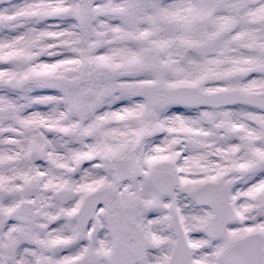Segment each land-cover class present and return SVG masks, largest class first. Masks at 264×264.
Instances as JSON below:
<instances>
[{
	"label": "snow or ice",
	"instance_id": "1",
	"mask_svg": "<svg viewBox=\"0 0 264 264\" xmlns=\"http://www.w3.org/2000/svg\"><path fill=\"white\" fill-rule=\"evenodd\" d=\"M0 264H264V0H0Z\"/></svg>",
	"mask_w": 264,
	"mask_h": 264
}]
</instances>
